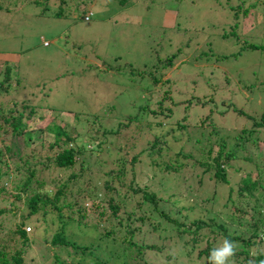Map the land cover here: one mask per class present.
Wrapping results in <instances>:
<instances>
[{
    "label": "rangeland",
    "instance_id": "1",
    "mask_svg": "<svg viewBox=\"0 0 264 264\" xmlns=\"http://www.w3.org/2000/svg\"><path fill=\"white\" fill-rule=\"evenodd\" d=\"M0 2V54L7 56L14 81L12 90H0L1 117L11 116L12 121L27 114L30 105L44 107L42 118L29 121L33 141L21 138L28 145L21 159L9 154L11 128L0 119V173H5L0 181L5 189L0 193V209H12L0 216V246L9 249L17 240L12 232L22 222L21 215L26 216L21 207L34 193L51 192L53 199L52 191L65 182V196L57 201L60 206L66 198L62 211L74 225L67 226L65 234L74 245L103 244V235L116 225L107 205L111 197L122 205L120 214L126 209L136 218L147 217L143 223L134 219L133 226L140 225L136 242L151 264H186L187 257L178 248L188 236L178 237L180 231L175 229H190L187 217L213 219L229 232L248 237L253 202L245 209L240 204L228 208V193L242 204L237 186L244 174L256 178V171L249 172L255 166L243 158L231 161L227 182L221 183L198 162L210 163L219 154V140L228 147L247 139L264 140V126L253 128L264 113V0ZM2 59L0 70L5 64ZM54 109L62 111L53 116L54 123L77 136L86 150L95 147L83 156L92 165L77 182L69 178L78 172L82 157L68 170L42 169L44 156L59 151L48 147L52 135L45 130ZM130 112L132 124L118 134L103 132L116 128V122H127L124 116ZM75 118L87 127L86 133L94 135L92 140L89 135L82 138L85 133ZM179 122L186 129L178 131ZM252 129L259 134L248 135ZM155 142L157 152L151 149ZM249 148L245 151H252L253 145ZM257 150L264 152V141ZM26 165H35L31 183L42 179L41 188L32 184L26 191L19 190L20 181L28 177ZM15 166L20 170L14 171ZM119 173V179L110 177ZM49 181L53 183L46 184ZM110 185L114 192L106 188ZM142 191L155 192L154 205L144 201ZM17 194L19 199L13 198ZM238 208L245 214L239 216ZM37 217L24 220V230L35 234L26 261L52 264L54 256L66 261L63 250L43 243L56 225L36 222ZM146 245L162 250L148 251ZM191 247L189 243L185 248ZM204 247L202 242L193 248L199 261L193 264H211L204 256L196 258Z\"/></svg>",
    "mask_w": 264,
    "mask_h": 264
},
{
    "label": "trees",
    "instance_id": "2",
    "mask_svg": "<svg viewBox=\"0 0 264 264\" xmlns=\"http://www.w3.org/2000/svg\"><path fill=\"white\" fill-rule=\"evenodd\" d=\"M43 2L47 3L48 0H43ZM2 8L3 5L2 2H0V10ZM47 9H49V7H47ZM58 9H60V7ZM4 11L9 12L6 10ZM54 15L57 16L58 12H55ZM246 15H248V11L244 13V17ZM90 16L86 20H83H89ZM243 34L244 33H242V37L244 38L245 36ZM239 39L242 38L239 37L236 40ZM253 49L257 50L258 47H253ZM1 59L4 61L5 64L0 70V79L2 80L0 82V90L8 92L10 89H13L14 81L11 80V74L8 70L9 67L7 65V56L0 54V60ZM30 106L31 107L27 114L25 113L24 115H17L14 119H12V121H10V119L12 118L11 116H7L5 120L2 119L1 116L3 114L0 113V119L3 120V123H8L11 128L12 139H9L7 150L9 154H11V157H15L16 159H21L23 155V149L28 147L27 144H22L21 138L26 137V143H28V141L32 138L29 135V121H31V119L34 117L42 118L40 117V111L44 107L36 105ZM61 112L62 111L54 109L49 114L50 118L47 119L48 123L45 126V130L52 135V141L48 143V147H57L59 151L54 155L50 154L44 156L45 165L42 164V169L50 168L59 171L68 170L69 168L76 165L77 159H80V157H82L81 161L79 162L80 168L78 172H76L74 175H71L69 178L71 181L77 182L79 179H81L85 170L92 165L91 161L83 156L93 153L95 147H91L90 150H86L84 148V143L81 142L77 136H70L66 132L64 127H62V125H58L53 122L55 120L53 116L58 114L61 115ZM124 117L126 118L127 122H116V128H111L108 131L103 130V132L105 134H118L123 128L128 126V124L133 123L134 117H132L131 112L129 115H126ZM75 120H77V122L79 123L77 126L83 128L81 131L85 133V136H82V138L85 139L89 135V133H86L84 130V128L87 127L82 126V124L80 123V119L78 120V118H75ZM93 121L95 126H100L97 120ZM176 125L178 131L186 129V125L181 122L177 123ZM202 125L204 126L203 122ZM263 126L264 113L260 115V121L256 122L253 128H260ZM95 132L98 133L97 131ZM253 132L258 133V131L252 129L250 131H247V134L251 136ZM93 136V134L89 135V138H91L92 140ZM156 139L158 138L156 137ZM76 141H78L77 144H75ZM263 141L264 140L257 138L247 139L242 143H239L240 141H237V143H234L233 146L231 144L228 147L225 146L224 140H219V154L214 159H212L210 163L198 162L200 166H205V172H210V178H215L221 183L227 182L225 178V176H227L226 168L230 166L231 161L243 158L244 160L250 162L255 166V168H252L253 170H250L249 172L256 171V178H253L250 174H244L240 178V183L236 189L238 196L244 202L241 204L238 197L235 200V198H232V192L228 193V201H230V205L228 206V208L240 204V206L245 209V204L253 202V206H251L249 209L250 212L252 211L250 215V220L252 222L249 226L250 231L248 232V237L245 238L241 234L229 232L222 223H212L211 221H213V219L207 221L198 216L187 217V220L190 221V229L186 228L187 231L175 229L176 231H180L178 237L182 238L184 235L188 236L187 240L183 241L181 246L178 248L179 253L181 255H186V264H193L195 262H199L193 257V248H195V246H197L199 243L204 242L205 247L198 251L196 258L199 259L204 256L207 259H210L212 251L216 248H219V246L221 247L225 240H228L229 245L233 247L234 255L229 258L232 264H264V249H261V247H264L261 245L262 236H264V152L259 153L257 150L260 145H262ZM157 144L158 143L156 142L154 143L151 148L152 151H158L154 147L157 146ZM250 145H253L252 151L254 152H252L251 150L245 151V148H249ZM208 151L210 153L211 150L209 149ZM242 153H244V155H242ZM0 154L2 153L0 152ZM19 170L20 168H18V166H15L14 171L17 172ZM26 170L28 172V177L23 178L22 181H20L21 183L18 185L19 190L21 192L28 190L32 184H36L37 188H41L42 185L45 184L42 179H39L36 183H31L36 174L35 165H26ZM4 176L5 173H0V181ZM120 176H122V173L110 177L119 179ZM200 177L201 175H199V178ZM109 182L111 183V180L108 181L107 179H105L106 184H109ZM52 183L53 181H49L46 184ZM1 186L2 184L0 183V193L5 190L4 187ZM66 187L67 184L65 182L61 185L60 188L53 190V199L49 198V196H51V192L43 194L40 192H36L29 198V200H27V205H22V213L25 211L26 216H24L23 214L21 215L23 219L22 222L17 223V225H15V230L12 232V236L16 237L18 242L20 241V244H17L18 242L16 240L13 243V246L9 249L7 245L1 244L0 264H29L26 259L28 256V252L30 251V246L34 243L35 234H28L24 230L23 226L25 219L28 220L30 216L37 214L38 217L35 219L36 222L51 223L52 221V224L56 225V228L53 230V232H51V234H48L47 237H43V243H50L51 245L59 247L65 252V255L67 257V260L63 261L60 260L58 256H54L52 264H151L150 262L144 259L146 252L141 249L142 245H139L136 242V238H138L139 232L141 231L140 225H138L137 227L133 226L134 219L140 220L143 223L147 219V217L139 216L138 218H136L133 211L129 212L128 210L126 211V209L123 214H120L119 211L122 205L119 202L116 203L113 197L108 199L107 205L109 210L111 211V216L116 220V225H112L110 231L103 235V244L96 243L94 244V247L90 248V246L87 245H74L73 242L68 241L67 235L65 234V228L67 226H73L74 223L71 221V218L62 211V209L64 208L63 204L66 198L63 200L60 206H58V204L60 203L57 201L58 198L62 199L65 196ZM106 188L111 191L113 190L114 192L113 186H106ZM133 191L136 190L133 189ZM255 193L257 194V196H255ZM155 196V192L148 193L146 191H142V198L147 204H151V202L153 201L152 204L154 205ZM115 197L118 200V197ZM13 198L19 199V195H13ZM172 198L173 197H171L170 200ZM173 203L177 204L178 201L175 200L173 201ZM50 205H52L51 207L55 208L56 213L54 214V216H51V210H49L50 208H48ZM182 209L184 210L185 208L182 207ZM11 210L12 209L10 208L8 210L0 209V216L4 217V215H9V212H11ZM237 211L239 216L245 214V211L243 209L241 210V208H238ZM160 215H163L165 217V214ZM172 222L177 226H183L178 224L177 221ZM213 226L214 228H212ZM1 228L2 220H0V230ZM113 234L121 235L113 236ZM218 237L222 239L221 242L217 240ZM189 243L192 247L191 249H186L185 247H187ZM15 246L17 247L13 249ZM66 248H70L71 251L66 250ZM144 249L148 251L162 250L161 248H158L155 245H146Z\"/></svg>",
    "mask_w": 264,
    "mask_h": 264
},
{
    "label": "clouds",
    "instance_id": "3",
    "mask_svg": "<svg viewBox=\"0 0 264 264\" xmlns=\"http://www.w3.org/2000/svg\"><path fill=\"white\" fill-rule=\"evenodd\" d=\"M90 15L86 16L89 17ZM234 255L233 247L225 240L223 245L212 251L210 256L211 264H227L230 257Z\"/></svg>",
    "mask_w": 264,
    "mask_h": 264
},
{
    "label": "built area",
    "instance_id": "4",
    "mask_svg": "<svg viewBox=\"0 0 264 264\" xmlns=\"http://www.w3.org/2000/svg\"><path fill=\"white\" fill-rule=\"evenodd\" d=\"M88 17L85 18V20L87 19Z\"/></svg>",
    "mask_w": 264,
    "mask_h": 264
}]
</instances>
